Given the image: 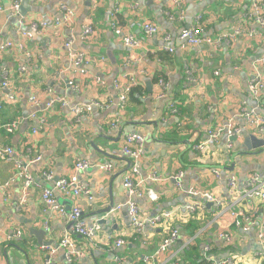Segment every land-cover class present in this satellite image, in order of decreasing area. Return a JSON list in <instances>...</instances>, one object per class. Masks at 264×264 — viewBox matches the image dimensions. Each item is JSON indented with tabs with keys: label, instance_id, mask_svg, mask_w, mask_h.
<instances>
[{
	"label": "crops",
	"instance_id": "obj_1",
	"mask_svg": "<svg viewBox=\"0 0 264 264\" xmlns=\"http://www.w3.org/2000/svg\"><path fill=\"white\" fill-rule=\"evenodd\" d=\"M15 1L0 0V150L4 146L15 150L9 161L0 158V264L46 263L48 251L30 233L32 228L44 229L45 241L52 247L70 235V218L52 211L43 200V191L73 176L88 193L78 197L56 193V200L68 212L79 206L88 226L97 228L94 242L70 235L82 254L76 264H118V259L125 264H178L183 263L182 253L194 246L202 261L210 264L229 260L233 264L264 263L258 243L264 231V204L258 200L235 204L227 188L231 175L239 182L252 174L264 179V147L244 148L248 137H264L249 126L245 113L253 111L256 120L264 117V90L254 97L249 88L256 78L264 81V65L257 63L264 54V27L253 9L260 0H186L181 11L172 0H43L36 5L22 0L16 14L12 11ZM68 11L70 20L63 23ZM146 22L158 26L161 35L147 37ZM198 22L212 39L240 32L222 45L185 46L179 40L181 31ZM42 23L47 25L44 32L25 36L33 25ZM84 25L91 26L94 34L81 42ZM114 26L139 44L124 45ZM71 37L77 39L74 50L89 56L86 74L67 54L65 42ZM22 67L26 72H20ZM5 72L8 89L1 87ZM131 82L135 86L128 89L122 110L119 97ZM139 87L145 92L136 103L130 93ZM49 90L51 95L66 97L70 107L56 105L49 112ZM33 97L39 106L34 107ZM94 103L101 107L80 119L72 116V107ZM42 118L45 125L35 134ZM115 118L119 124L113 128L110 124ZM229 121L242 129L232 150L226 135L210 139L207 132ZM13 124L17 128L8 133L5 128ZM136 133L145 137L138 177L143 181L142 198L133 197L123 187L133 166L123 153L124 138ZM202 143L206 149L199 150ZM78 160L95 166L79 172ZM106 164L113 165L109 173L97 167ZM25 170L36 185L20 212ZM215 170L221 172L220 177ZM181 173L183 189L176 179ZM189 189L225 202L220 207L211 203L209 208L205 199L192 198ZM150 190L157 200L148 196ZM194 200L205 208L191 216L181 215ZM130 201L144 217L173 210L181 214L138 237L127 208L113 212ZM112 202L115 205L109 214L98 215ZM174 228L180 238L158 255ZM16 231L23 232L19 240L11 239ZM223 234L233 237V245L225 244ZM117 239L125 242L121 249L115 247ZM52 264H67L64 251L58 252Z\"/></svg>",
	"mask_w": 264,
	"mask_h": 264
},
{
	"label": "built area",
	"instance_id": "obj_2",
	"mask_svg": "<svg viewBox=\"0 0 264 264\" xmlns=\"http://www.w3.org/2000/svg\"><path fill=\"white\" fill-rule=\"evenodd\" d=\"M43 0H30V2L34 5L40 4ZM203 1V0H202ZM22 0H16L12 6L13 13H18L21 7ZM186 2V0H172V4L174 7L179 9L181 11L182 5ZM254 13L257 17V20L259 24H261L264 27V16H263V10H264V0H260L259 3L255 4V7H253ZM63 11H67L66 7L62 8ZM3 12V7L0 6V14ZM71 12L68 11L67 15L64 17L63 23H66L70 20ZM201 20V19H200ZM60 22L57 21L56 25H59ZM47 29L46 23H42V25L39 27L38 25H33L31 28V31L26 32L25 36L32 37L34 34H40L44 32ZM143 30L145 32V35L147 37H158L161 35V30L158 26L146 22L143 25ZM114 31L117 36L122 38L124 45L127 47L133 48L139 44V42L134 39L133 37L126 35L124 31L119 28L118 26H114ZM240 30H235L234 32L224 33L220 35L216 39H212L209 36L205 34L204 28L201 26V23L198 22L196 25L191 26L190 28H184L179 36V40L183 42L185 46H199L207 44L209 46H218L222 45L223 43H229L236 38V34H238ZM94 34L92 27L89 25H84L83 31L81 36L79 37V40L81 42L87 41L91 38V36ZM163 40L166 43L170 42V38L167 36H163ZM77 39L74 37L69 38L65 42V47L67 48V54L71 60L76 66H81L82 69L80 70L82 74H86V70L84 67L88 64L89 56L86 53V51H77L74 50V45L76 44ZM7 47H11V44H8ZM167 51L170 53L174 52V48L167 47ZM258 65H264V54L261 56V58L257 61ZM21 73L26 72V67H22L20 69ZM4 81L1 83L2 88H9L10 86V80L8 77V73L5 72L3 74ZM69 85L72 87L73 83L72 81L69 82ZM120 87L119 85H117ZM135 86L134 82H131L130 84L126 85L125 92L119 97V105L120 109H125V105L127 102V97L129 95L128 89H131V87ZM122 88V87H121ZM250 91L254 97H258L260 93L264 90V81L260 80L259 78L254 79L250 84ZM50 94V99L47 104V109L49 112L53 111L54 107L56 105H60L63 109H66L70 107V103L68 102L66 97L61 96H55L51 95L52 91H48ZM13 99V98H11ZM39 101L33 97L32 103L34 107L39 106ZM101 107L100 103H94L90 106H75L71 108L72 116L76 119H80L83 116L89 114L92 112L93 108H99ZM246 119H248L249 126L253 127L256 131H258L261 135H264V117L259 118L260 120H256L255 113L253 111H246ZM33 117H35L33 115ZM119 124V119L115 118L111 122V126L113 128L116 127V125ZM43 125H45V120L42 118L40 119V128L34 129V133L37 134L43 129ZM17 128L16 124L9 125L5 130L8 133H13L15 129ZM209 134L210 139H218L222 135H226L229 143L228 148L232 150L234 148V139L241 137L242 129L237 127V125L233 121H229L226 123V125H220L215 130H209L207 131ZM145 142L144 135H141L139 133L128 135L124 138V147H123V153L128 156L133 161V166L130 170V172L126 175L123 187L124 189L133 197L135 198H142L144 196V193L141 189L142 188V182L138 181V177L140 176V161L142 159V148ZM197 149V148H196ZM199 150L206 149V144L202 143L198 147ZM197 149V150H198ZM15 150L12 147L4 146L3 150H0V158L4 159L6 161H9L12 159V156L14 154ZM40 158L37 159L39 161ZM91 162L86 160H78L76 163V169L79 172L86 171L92 167H94ZM100 171L109 173L113 170L112 164H106L103 166H97ZM214 174L217 177L221 176V172L219 170H215ZM24 185L22 190V196L20 204L18 205V211L21 212V210H24L26 208V202L30 193V190L33 186L36 185L35 179L33 176L28 173L27 170L24 171ZM182 177L183 174L181 173L177 179L178 188L183 189L182 185ZM49 179V177H48ZM52 179V177H50ZM227 188H228V194L230 197L234 198L235 204L240 205L244 202H250L253 200H258L261 203L264 204V179L259 174H252L250 175L246 180L239 182L237 177L235 175H231L230 177H227ZM84 193H88L86 190V187L80 183L78 180V177L73 176L71 179H62L58 180L55 183V186L53 189H45L43 191V200L46 203L48 207L54 212H58L61 216H67L70 218L72 222V227L70 229V235L74 236H81L86 238L88 241L94 242L96 240L97 236V228L95 227H89L87 224L86 219L84 218L83 212L79 206L73 208L70 212L66 211L65 207L60 206L56 200V193H60L64 196H75L78 197ZM189 195L192 198H200L205 199L206 202L213 203L217 207H220L225 200L221 197H217L214 195H211L210 193H202L201 191H196L195 189H189L188 191ZM148 196L152 200H157L156 195L152 190L148 192ZM127 208L129 217H130V225L134 232L138 235V237L142 236L147 229H156L157 227L167 225L168 223L173 222L175 219L179 217L181 214L180 211H165L159 214H156L152 217H144L142 210L135 204V202L130 201L125 205H119L117 208L113 210V212L120 211L122 208ZM205 208V204L198 203L192 201L187 206L184 207V210L181 211L186 216H191L195 214L197 211H200ZM238 216V214H237ZM247 219V218H246ZM238 226H241L239 222H237ZM247 230V228H245ZM249 230V228H248ZM70 235L65 236L61 241L58 247H44V250L48 251V256L45 264H52L55 256L58 254L60 250L64 251L65 253V260L67 264H76L81 258L82 254L78 252L75 241L70 237ZM22 231H16L13 236H11V239L19 240L23 237ZM180 238L179 230H176L175 228L172 230V233L168 239H166L159 251L158 255L165 253L168 248L178 239ZM223 240H225V244L227 246L233 245V237L228 234H223L221 236ZM258 243L261 246V256H264V231L262 230L261 233L258 235ZM125 242L123 239H117L115 241V247L117 249H121L124 246ZM118 264H125V261H122L118 259ZM183 264V263H178ZM226 264H233V261H226ZM257 264H264L262 262H259Z\"/></svg>",
	"mask_w": 264,
	"mask_h": 264
},
{
	"label": "water",
	"instance_id": "obj_3",
	"mask_svg": "<svg viewBox=\"0 0 264 264\" xmlns=\"http://www.w3.org/2000/svg\"><path fill=\"white\" fill-rule=\"evenodd\" d=\"M155 125H157V124L155 123ZM255 146L256 147H264V137H263V139H259L256 136H251V137H248L246 139V144L244 145V148L246 147L247 149L251 150V149L255 148ZM230 170L233 171L234 168H231ZM114 205H115V203L112 202V204L109 207H107L103 211L98 212V215L103 216V214H109L110 211L112 210V208L114 207ZM208 207L212 208L213 205L210 203V204H208ZM101 222H105V220L102 219ZM30 233L32 235H34L35 237H37L38 243H39L40 246H44V247L50 246V243H47L45 241L46 231L44 229H34V228H32V229H30ZM51 245H52V243H51Z\"/></svg>",
	"mask_w": 264,
	"mask_h": 264
},
{
	"label": "trees",
	"instance_id": "obj_4",
	"mask_svg": "<svg viewBox=\"0 0 264 264\" xmlns=\"http://www.w3.org/2000/svg\"><path fill=\"white\" fill-rule=\"evenodd\" d=\"M156 81H159L158 78H156ZM143 92H145V90L143 88H135L131 91L130 95H132V99L134 100V102L139 103L140 99L138 97L142 96ZM187 221V220H184ZM197 256L194 260V257ZM199 249L194 246L191 247L189 249H187L185 252L182 253V258L181 260L183 261L184 264H188V263H192V264H210L207 263L206 261H202V255L199 256ZM197 259V260H196ZM188 262V263H187Z\"/></svg>",
	"mask_w": 264,
	"mask_h": 264
}]
</instances>
